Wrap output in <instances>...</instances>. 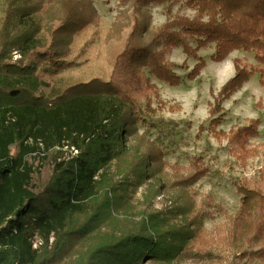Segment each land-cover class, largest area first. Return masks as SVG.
<instances>
[{
  "label": "trees",
  "instance_id": "1",
  "mask_svg": "<svg viewBox=\"0 0 264 264\" xmlns=\"http://www.w3.org/2000/svg\"><path fill=\"white\" fill-rule=\"evenodd\" d=\"M124 1L133 5L135 21L114 66L120 81L114 75L94 77L56 88L48 79L88 63V43L78 42L98 20L93 1L0 0V264L214 259L189 246L201 218L193 214L187 191L208 176L209 166L202 158H193L188 167L170 164L163 146L140 132L142 126L155 127L147 117L156 110L150 93H157L149 77L181 83L167 56L182 48L197 61L188 75L196 79L207 66L198 52L213 46L214 62L243 51L258 64L249 70L235 60V76L216 96L220 107L256 74L264 86V0ZM155 6L163 7L167 19L152 32L145 10ZM184 7L195 14L181 15ZM220 120L209 130L214 132ZM260 125L255 120L231 131L230 145L245 148L258 137ZM30 156L48 162L47 180L33 182ZM7 179L12 203L4 199ZM237 189L240 210L226 242L235 257L264 259V171L260 180H246ZM164 194L171 208L153 211ZM174 214L180 223H174ZM37 240L41 245L35 248Z\"/></svg>",
  "mask_w": 264,
  "mask_h": 264
},
{
  "label": "rangeland",
  "instance_id": "2",
  "mask_svg": "<svg viewBox=\"0 0 264 264\" xmlns=\"http://www.w3.org/2000/svg\"><path fill=\"white\" fill-rule=\"evenodd\" d=\"M92 1L98 20L78 42L80 46L88 43V63L56 80L48 79L56 88L75 81H88L94 77L109 79L114 75L116 80L121 77L118 73L114 74L113 70L135 21L133 5L130 6V2L124 0ZM178 10L179 6H176L174 13ZM145 12L151 18L152 32L165 24L167 17L163 7H151ZM180 14L193 16L195 11L184 7ZM213 53V46L198 52L199 56L205 59L207 66L196 79L188 78L196 66L195 59L188 58L182 48H176L168 54L167 59L177 66L174 71L182 81L176 86H171L154 76L149 77L150 84H155L157 93H150L152 108L156 110L147 117L155 127L142 126L140 132L146 130L149 138L163 146L166 161L170 164L178 163L188 167L193 158H202L210 169L208 176L187 191L195 204L193 214H199L201 218L200 229L189 246L202 254L214 256V259L197 262L177 258L172 264H231L233 261L237 264H264V259L255 256L235 257V251L229 248L226 242L228 232L232 228V219L240 210L242 196L238 192V185L246 180H260L264 171V86L260 82L259 74H256L240 91L221 103L220 107L216 96L236 74L235 64V74L232 77L233 72L228 71L225 61L232 58L234 63L238 59L240 64L249 70L258 64L253 54L243 51H234L220 63L212 60ZM223 78L224 81L220 84ZM216 118L221 120L214 132H220L222 135L209 130L210 123ZM255 120L261 122L258 137L250 138L245 148L230 145V132L247 127ZM200 127L205 128V131L199 133ZM11 151L14 153L16 147H11ZM28 161L35 171L33 182L48 179V162L34 156H30ZM146 188L147 185L139 188L137 201L142 200ZM12 191L11 181L7 179L4 186V199L7 203L13 202ZM175 194L178 196L182 192L175 191ZM167 208H171L169 199L165 194L160 195L154 202L153 211L161 212ZM172 220L174 223H180V215L174 214ZM40 245L41 242L37 240L34 247L38 248Z\"/></svg>",
  "mask_w": 264,
  "mask_h": 264
},
{
  "label": "crops",
  "instance_id": "3",
  "mask_svg": "<svg viewBox=\"0 0 264 264\" xmlns=\"http://www.w3.org/2000/svg\"><path fill=\"white\" fill-rule=\"evenodd\" d=\"M225 62H229V63H227L228 71H232L233 72V75H232V77H233L234 74H235V69H234V65H233L234 63H233L232 58L227 59Z\"/></svg>",
  "mask_w": 264,
  "mask_h": 264
},
{
  "label": "bare ground",
  "instance_id": "4",
  "mask_svg": "<svg viewBox=\"0 0 264 264\" xmlns=\"http://www.w3.org/2000/svg\"><path fill=\"white\" fill-rule=\"evenodd\" d=\"M226 63H229V62H226ZM223 81H224V78H223V79H221V81H220V84H221Z\"/></svg>",
  "mask_w": 264,
  "mask_h": 264
}]
</instances>
